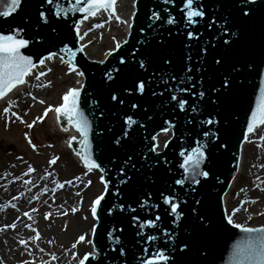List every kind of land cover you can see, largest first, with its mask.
I'll list each match as a JSON object with an SVG mask.
<instances>
[{
    "label": "water",
    "instance_id": "obj_1",
    "mask_svg": "<svg viewBox=\"0 0 264 264\" xmlns=\"http://www.w3.org/2000/svg\"><path fill=\"white\" fill-rule=\"evenodd\" d=\"M57 3L62 11H68L75 0H53L52 4L47 0H22L15 13L0 17V34L18 33L17 38L29 40L28 47L21 51L32 56L36 68L41 66L38 55L46 57L50 52L58 53L53 59L64 56L66 63L69 57L60 49L70 47L76 53V67L85 73L83 84L77 88L81 92L80 109L90 122V155L100 165L94 169L101 172L104 183V200L98 206L92 232L93 250L85 264H143L154 258L157 249L169 256L168 264H234V246L248 234L227 225L225 200L239 175L242 151L251 135L247 132L250 111L259 102L260 77L255 68L245 69L244 65L252 63L264 72V0H257L255 5L244 4L243 0H194V6L203 5L205 16L197 18L199 22L192 26H186L181 11L184 0H134L126 39L103 61L90 59L83 40L76 34L74 25L83 19V14L68 11L67 16L58 17ZM242 7L254 9L251 19L240 14ZM153 11L160 13L159 20L149 19ZM168 18L175 22L169 25ZM190 31L198 39H189ZM224 40L230 44L225 45ZM166 58L171 62L165 63ZM216 59H221V64L217 65ZM141 61L143 68L139 67ZM233 66L239 71H234ZM108 73L112 80L107 78ZM225 76L228 88L221 83ZM137 78L145 82L143 95L132 90ZM177 85L190 91H178ZM201 91L205 93L202 99L198 95ZM173 94L177 100L189 101L184 111L171 99ZM112 95L118 99L113 101ZM119 99L124 103L120 104ZM132 104L137 107L132 108ZM128 116L136 123L127 125ZM56 117L60 127L76 132L77 139L71 140L70 149L80 159L77 153L82 148V137L66 117H58L57 113ZM209 118L220 123L200 124ZM209 128L218 134L217 139L203 135ZM117 139L119 145L115 143ZM158 139L159 145L164 144L160 151ZM197 142L206 145L208 155L202 170L210 169L208 178L199 177V185L186 179L187 174L180 168L184 158L179 155L181 151L187 155ZM152 148L155 151H150ZM129 156L135 169L124 165ZM129 175L132 180L122 184L120 181ZM181 178H185V184L176 185L175 180ZM167 195H172L183 210L176 223L165 212L169 206L163 203V196ZM144 200L148 205L141 208ZM156 215H161L156 227L147 226L146 220L155 221ZM134 216L138 219L133 220ZM201 216L203 220L198 219ZM141 224L145 226L141 228ZM259 227L264 226L254 228ZM148 235L158 239L149 242ZM183 241L191 244L187 255L179 251Z\"/></svg>",
    "mask_w": 264,
    "mask_h": 264
},
{
    "label": "rangeland",
    "instance_id": "obj_2",
    "mask_svg": "<svg viewBox=\"0 0 264 264\" xmlns=\"http://www.w3.org/2000/svg\"><path fill=\"white\" fill-rule=\"evenodd\" d=\"M133 1L123 0L117 12L126 23L114 17L109 20L108 14H104L83 25L82 32L87 33L83 35L91 49V59H104L125 38ZM98 23H103L104 27L96 28ZM41 71L46 75L39 80L35 75L26 89L14 96L15 100L0 105V214L9 210L16 212L12 218L15 228L5 224L7 227L0 230V237L11 230V238L15 239L4 238L0 244V264H80L92 248L90 240L95 220L91 208L93 201L103 193L101 174L94 169H83L68 148L67 141L71 135L58 127L54 111L62 104L63 95L79 86V76L69 72L65 63L53 60ZM49 106L53 110L44 116ZM6 108L10 111L5 112ZM13 112L16 116L12 115ZM29 124L32 127H28ZM261 137H264V126L247 140L240 176L226 203L228 215H233L236 223L247 227L264 226V140ZM52 160L56 162L50 163ZM16 161L24 162L26 167L34 170L40 169L42 176L23 179L22 182L10 180L1 170ZM2 189L7 193L2 194ZM64 193L65 198L62 197ZM42 198L52 205L47 210H36L35 215H31V210L23 211L20 207L22 202L29 206ZM25 212L29 215L25 216ZM19 224L23 230L17 233ZM81 235L85 237L84 241H79ZM21 240L27 247L20 243Z\"/></svg>",
    "mask_w": 264,
    "mask_h": 264
},
{
    "label": "snow or ice",
    "instance_id": "obj_3",
    "mask_svg": "<svg viewBox=\"0 0 264 264\" xmlns=\"http://www.w3.org/2000/svg\"><path fill=\"white\" fill-rule=\"evenodd\" d=\"M71 3V0H69ZM170 0H164V3H169ZM257 0H243L244 4L247 5H255ZM22 3V0H0V17H9L13 13H15L20 5ZM48 4H52L53 0H47ZM118 0H75V3L72 4L71 8L68 11L71 12H79L83 14V19L79 21L78 24L74 25V29L76 31L77 36L80 39H83V36H81L79 31V25L82 24L84 21L88 20L90 17H96L98 14L101 13H107L109 20H111L113 17L121 22L126 23V21H122L120 16L117 14L116 6H117ZM68 11H62L60 5L57 3V8L55 15L56 16H67ZM167 11V9H165ZM181 11L184 13V16L186 18V26H192L197 24L199 21L197 18H203L205 16V12L203 10V5L196 4L194 6V0H184L183 7ZM240 14L245 17L246 19H251L250 13L254 14L253 8H248L245 10L243 7L239 9ZM43 16L44 14L41 13ZM150 20L156 21L160 19V13L153 11L151 16L149 17ZM47 21V18L45 17V22ZM107 22V21H106ZM169 25L173 24L174 18H168L166 21ZM215 21L213 20L210 22L207 26L210 28L212 24ZM96 28H102L104 27L103 23H98L95 25ZM151 27V25H149ZM198 31V30H197ZM18 35V33H17ZM17 35H4L0 34V99L5 98L8 96L9 93L13 92L14 89H17L18 86H22L26 83V77L30 76L32 74V70L37 67V64L33 62V58L31 55H25L22 53V49L27 48L29 45V40L24 38H17ZM84 35H87V33H84ZM187 36L189 39H198L194 35V32L190 31L187 33ZM232 36H237L236 32H232ZM223 43L225 45H229L230 42L228 40H224ZM117 48L120 47L119 43L116 45ZM61 52H64L67 54L69 59L66 61L68 65L69 72H75L76 75L83 77L85 73L83 71L78 70L76 67L74 60L76 53L73 51L72 48L66 47L60 49ZM81 51H83V48H81ZM200 49L197 48V54H199ZM58 53L56 52H50L46 57H41L38 55V63L39 65L43 66L46 62V60H51L53 57H56ZM191 57H189L190 59ZM61 62H65V57L60 56ZM165 63H170V59H165ZM120 63L123 64L124 60L121 58ZM215 63L217 65L221 64V59H216ZM139 67L143 68L144 63L141 61L139 63ZM245 69H253L255 68L257 75L260 77V87H259V102L256 104L255 108L250 111V117L249 121L247 123V132L249 134L254 133L257 127L264 126V72H261L258 66L253 65L252 63H248L244 65ZM234 71H239V69H236L235 66H233ZM48 71H51L49 69ZM113 71L119 72L121 69H113ZM188 71L191 72L192 69L188 68ZM46 73L41 71L36 76L35 79L39 80L42 76H45ZM107 78L109 80H112L113 77L110 73L107 74ZM172 79H175V77H172ZM191 80V77L188 78ZM137 81L133 82L132 90L135 92H139L141 95L145 93V82L143 79L137 78ZM166 83V82H165ZM181 84L184 83L183 80L180 81ZM222 86L224 88H228L229 86V79L227 76L223 78L221 81ZM194 87V85H193ZM177 90L181 92H188L190 89L188 88H180L177 85ZM153 95H156L154 91H152ZM80 89L73 88L68 90L62 97L63 103L60 104L58 107H55L54 111L59 116L66 117L67 120L74 126L75 130L79 133V136L82 137L80 140V144L82 146L81 151L77 153L80 156V159L84 162L85 166L91 170L93 168H100V165L95 162L91 158L90 155V149H91V140L89 138V134L91 131L90 128V122L88 118L85 116L84 112L80 109ZM199 97L202 99L205 95L203 91L199 92ZM35 99V97H33ZM111 99L113 101H116L118 98L116 95H112ZM172 100L177 101V107L181 110H185V106L189 103L187 99H179L177 100L176 95H171ZM219 99V97H218ZM40 103H44L43 100L40 101ZM95 103V101H93ZM119 103L123 104L124 100L119 99ZM132 108H136L137 104H132ZM52 107L49 106L48 109L45 110L44 116H47L49 111H52ZM10 109L6 108L5 112H9ZM191 111L195 112L196 108L192 107ZM12 115L16 116V113H12ZM17 119H20L19 116H17ZM38 119L42 120L43 117H38ZM23 122V121H22ZM125 123L127 125L135 124L136 121L131 117L128 116L125 120ZM188 123H192V121H188ZM220 121L209 118L205 120H201L200 124L202 125H213V124H219ZM28 127H32L31 124L28 125ZM67 131V129H65ZM167 131V129H165ZM128 133H125V136H127ZM203 135L205 137L212 136L213 139L218 138V134L216 132H213L210 128L203 132ZM73 140H76L77 137L73 136ZM155 139V137H153ZM262 140H264V137H261ZM29 143H31V140H29ZM117 145L120 144V140L117 139L115 141ZM33 148H35V145H32ZM165 147H167V143H165ZM206 145L201 144L197 142V146L191 148L190 152L186 155L185 151H181L179 153L180 156H182L183 163L180 164V168L184 170V173L186 175V179L190 181L191 184L199 185L201 183L199 177L208 178L210 169L209 170H202V165H204L205 161L208 160V155L205 151ZM150 151H155V148L150 149ZM55 160L50 161V163H55ZM125 167L131 166L132 169L136 168V165L132 162L131 156H129L124 161ZM29 172L34 171L31 167L28 169ZM103 171V169H101ZM121 173L124 172V168L120 169ZM132 176L129 175L126 177V179L121 180L120 182L122 184H127L129 181L132 180ZM27 183V181H26ZM176 185H184L185 184V178L176 179L175 180ZM106 186V185H105ZM60 187H63V185H60ZM195 191V189H193ZM118 194V193H117ZM163 195V194H162ZM104 200V194H101L98 196L92 204L91 212L94 218L98 219L97 217V209L98 206H100L101 201ZM175 198L172 195L163 196V203L165 205H168L169 208L165 209V212L168 216H172L175 219L173 220V223L178 222L181 217L183 216V210L180 208V204L174 202ZM199 203V201H197ZM146 205H148V201L144 200L140 207L143 208ZM12 207H15V205H12ZM150 207H158V205H151ZM121 210L123 208L121 207ZM132 211H135V209H132ZM25 216H28L29 213L25 212ZM31 218V217H29ZM133 220H137L138 217L134 216L132 218ZM161 215H156L155 221L148 219L146 220V225L150 226L152 228L156 227V221H160ZM198 219L203 220L204 217H198ZM227 225H230L234 229H238L240 232H243L245 234H248L245 236L244 239L241 241H238L233 249V256L235 258L234 264H264V227L254 228V227H247L240 223H236L233 219V215H227ZM145 224H141L140 227L143 228ZM8 227L15 228V224L9 225ZM26 227H30V225H26ZM202 228H205L206 226L202 223ZM35 231V229H33ZM95 231V228L93 229V232ZM141 233L138 232L137 235H140ZM255 234V235H252ZM165 235L168 237V239H173L170 233H165ZM38 238V236H37ZM147 241L152 242L156 241L158 239L155 235H148L146 237ZM85 237L81 235L79 237V241H84ZM119 242V241H117ZM20 243L22 245H25L27 247V244L24 240H21ZM76 245H73L75 247ZM187 250V251H186ZM43 251V249H41ZM179 251L185 255H187L191 251V244L187 241L182 242V247H179ZM120 253L123 254V250H120ZM90 254H85L83 258L80 260V264H85L86 261L89 260ZM56 257L53 256V260H55ZM169 256L165 254L164 251H161L159 249L156 250L154 253L153 259H147L143 261V264H168Z\"/></svg>",
    "mask_w": 264,
    "mask_h": 264
},
{
    "label": "bare ground",
    "instance_id": "obj_4",
    "mask_svg": "<svg viewBox=\"0 0 264 264\" xmlns=\"http://www.w3.org/2000/svg\"><path fill=\"white\" fill-rule=\"evenodd\" d=\"M123 0H119L118 2V9H117V12L120 11V7H121V2ZM104 14H107V13H101V14H98L96 17H93V18H97L99 17L100 15H104ZM93 18H89L88 20L84 21L81 25V27H83V25L85 23H87V21H90L92 20ZM83 29V28H82ZM84 32H82L81 36H83V45H84V50L86 52V54L90 57V52H91V49L88 45V41L87 39L84 38ZM57 63H60L62 64V62L58 59H51ZM51 60H46L45 64L49 63V61ZM43 66H40L39 68H36L32 74L28 77V79L26 80V83L23 85V86H18L17 89H14L13 92L9 93L8 96H6V98H3V99H0V105L1 104H4V103H9L10 101H13L15 100L16 97H14L15 95L17 94H20L23 90L26 89L27 87V83L30 81V79L32 77H34L35 75H37V73L40 71V69L42 68ZM81 82V77L79 76V83ZM63 133L67 132L71 135L70 138H72L74 135H75V132L71 129V130H67V131H62ZM70 140V139H69ZM69 140L67 141V144L69 142ZM243 164V162H242ZM29 167H26L24 165V162H14L12 164V166H9L7 167L6 169H3L1 170L2 174H4L5 177H9L11 178L10 180H13L15 179L17 182L18 181H23V179H34V177H41L42 176V172L40 171V169H35L34 171L32 172H29L28 171ZM237 182V180L235 181V183ZM48 183V182H47ZM235 183L233 184L234 186L232 187V190L234 189L235 187ZM4 189H2L1 193L2 194H6L7 192L3 191ZM63 190H66L63 189ZM232 190L230 191V193L226 196L227 198H229L228 196L232 193ZM65 192V191H64ZM67 192V191H66ZM63 193V192H62ZM61 195H58V197H60ZM62 197L65 198V193L62 195ZM19 200H23V199H19ZM20 201V202H21ZM27 202H22L20 204V207L22 206V210L25 211V210H31L32 213L31 215H35V212L36 210H47V208L51 207V202L50 203H47L46 202V199L45 198H42L40 199L39 201H35V202H31L30 204H28L29 206H25ZM27 208V209H25ZM59 209L61 208L60 206L58 207ZM57 208V209H58ZM14 215H16V212L13 211V210H9L7 211L6 213H3V214H0V230H4L5 227H7L5 224H10L12 225V218H14ZM245 216V215H244ZM23 218V219H22ZM22 220H25L24 217H21ZM23 228H22V225L19 224L18 225V230H17V233L22 231ZM28 230V228L26 229ZM26 234V232H25ZM13 236V232L11 230L5 232V234L3 236L0 237V244H2L4 241V238H8V239H11V240H15V239H12L11 237Z\"/></svg>",
    "mask_w": 264,
    "mask_h": 264
}]
</instances>
